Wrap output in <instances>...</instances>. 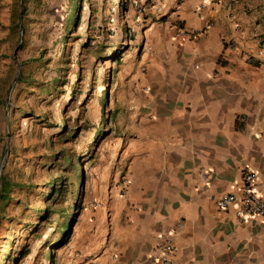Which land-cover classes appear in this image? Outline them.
Instances as JSON below:
<instances>
[{
  "label": "crops",
  "instance_id": "obj_1",
  "mask_svg": "<svg viewBox=\"0 0 264 264\" xmlns=\"http://www.w3.org/2000/svg\"><path fill=\"white\" fill-rule=\"evenodd\" d=\"M162 7L142 48L113 59L109 159L84 195L69 264H160L158 235L173 264H264V219L218 207L241 193L244 168L264 198V0Z\"/></svg>",
  "mask_w": 264,
  "mask_h": 264
},
{
  "label": "rangeland",
  "instance_id": "obj_2",
  "mask_svg": "<svg viewBox=\"0 0 264 264\" xmlns=\"http://www.w3.org/2000/svg\"><path fill=\"white\" fill-rule=\"evenodd\" d=\"M15 1L0 0V167L14 184L1 211L0 264H69L82 212L72 211L73 202L83 205L109 159L111 74L118 63L106 55L115 50L123 59L131 56L144 42L146 20L164 11L163 0H28L22 48L16 42L22 20L18 30L10 28ZM18 67L27 82L16 79L10 91ZM56 78L60 86L52 89ZM60 133L67 138L58 139ZM60 150L82 160L81 172L56 164L53 153ZM53 181L71 184L66 205L74 215L66 244L51 252L47 244L61 236L56 229L65 217L52 213L40 220L32 208L44 206ZM23 244L30 252L19 255Z\"/></svg>",
  "mask_w": 264,
  "mask_h": 264
},
{
  "label": "trees",
  "instance_id": "obj_3",
  "mask_svg": "<svg viewBox=\"0 0 264 264\" xmlns=\"http://www.w3.org/2000/svg\"><path fill=\"white\" fill-rule=\"evenodd\" d=\"M27 1L28 0H21V3H20V0H16L15 3H13L12 9H11V22L12 23L10 25V28L12 29V31H16L19 29V22L17 20H18V18H20L22 20V31H23V33H25L23 19L26 16V13L28 11ZM38 1L39 0H35L34 3H38ZM79 5H80V3H79ZM20 7H21V12H20ZM78 16L80 17V6L78 9V14L76 17L75 24L79 23V17ZM18 41H19V38H17L16 42H18ZM22 46H23V43H21L20 48H22ZM96 55H97V58H99V59L101 58V55L99 53L98 54L96 53ZM106 56H108V58H111V59H119V57H120L119 53L115 50L111 51V53L109 55H106ZM16 82L18 84L27 82V75L24 73V71L22 69L19 72V76L17 77ZM58 82H59V79L56 78L54 80V86L52 89L56 88L57 86H60V84ZM104 93L106 94V91ZM66 136H68V134L60 133L57 136V138L63 140L65 138H67ZM56 154L58 155L57 160L59 162L56 164H64L66 166L67 170H69V172H71L72 174H75L76 172H81V170L79 171V168H80L79 165L82 162V160H80L79 157L73 158L70 154H65L63 150H60L59 152L57 151V152L53 153V157H55ZM70 185L71 184L69 183V181H65V182L60 181L57 183L55 181L49 182V184L47 185L49 187V190L43 194V199L45 201L44 206L41 209L34 208V207L32 208L33 212L36 214L37 218L40 220L41 219H43V220L47 219V217H49V215H51L52 213H59L61 216L65 217V221L63 223L59 224L57 226V229H56V231L59 232L61 236L55 240H50L49 243L47 244L46 248L49 249L51 247V252H53V250L55 248H59V247L63 246L64 244H66V242L69 238V233L72 229L71 217L74 215V212H70L69 211L70 206L66 205V200L68 198V194L70 193ZM13 186H14V184L7 178V176H5V175L1 176L0 223H1V219H2L1 211L3 210L7 201L10 199V194H11V190H12ZM72 206H73L72 211L75 210L76 212H81V210L83 208L80 203H76L75 201L73 202ZM72 222H74V221H72ZM30 226H23L22 228L25 232L28 233L31 230V229H29ZM59 238H60V240H58ZM9 242H11V240H9ZM7 246L10 247V244H8ZM20 248H22V250L17 251V254H19V255H22V254L26 255L30 252V249L27 248V246H25L24 244ZM5 254H8V253L5 252ZM50 255H51V253L49 254V257H50ZM15 260H18V256L12 257V261H15Z\"/></svg>",
  "mask_w": 264,
  "mask_h": 264
},
{
  "label": "built area",
  "instance_id": "obj_4",
  "mask_svg": "<svg viewBox=\"0 0 264 264\" xmlns=\"http://www.w3.org/2000/svg\"><path fill=\"white\" fill-rule=\"evenodd\" d=\"M217 2L219 0H213ZM204 4H200L203 8ZM161 10V7L158 8ZM180 35H185L186 31H181ZM195 35V33H191ZM237 203L238 206L234 209V216L238 222H244L248 218L257 216L264 219V198L258 191V174L249 169H243L241 193L237 195L234 192L223 194L218 200V207L220 209H227L232 204ZM158 245L153 250L156 253L160 264H173L172 255L175 247L169 236L158 235Z\"/></svg>",
  "mask_w": 264,
  "mask_h": 264
},
{
  "label": "water",
  "instance_id": "obj_5",
  "mask_svg": "<svg viewBox=\"0 0 264 264\" xmlns=\"http://www.w3.org/2000/svg\"><path fill=\"white\" fill-rule=\"evenodd\" d=\"M20 1H21V0H20ZM20 35H21V37H20V40H19V44L22 42V29H20ZM19 44L17 45V47H16V49H15L14 57L16 56V51H17V49H18V47H19ZM18 74H19V67L17 68V71H16V74H15L14 81H13V83L11 84L10 91H11V89H12V86H13L15 80H16L17 77H18ZM10 91H9V94H10ZM6 102H7L6 104L8 105V102H9V95H8V97H7V101H6ZM0 185H1V167H0Z\"/></svg>",
  "mask_w": 264,
  "mask_h": 264
}]
</instances>
